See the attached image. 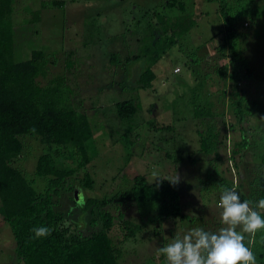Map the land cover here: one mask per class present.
<instances>
[{"label":"rangeland","instance_id":"1","mask_svg":"<svg viewBox=\"0 0 264 264\" xmlns=\"http://www.w3.org/2000/svg\"><path fill=\"white\" fill-rule=\"evenodd\" d=\"M168 2L14 0L13 5L16 27L36 16L39 19L30 26L37 35L23 39V53L43 49L47 77L38 79L40 85L45 86L57 75L64 76L72 90L70 104L87 116L92 129L91 161L84 169L92 180L91 190L76 185L74 192L61 198L60 210L71 212L78 230L89 234L98 230L99 221L91 226L89 216L81 215L78 208L87 197L108 196L114 199L109 209L113 216L141 223V229L131 238H125L122 222L110 231L118 264H167L159 248L192 228L216 232L222 227L217 207L222 189L234 188L240 199L247 194V200L253 202L259 189V162L264 157L262 19L250 16L244 4L234 12L240 6L237 0H178L185 7L183 11ZM225 3L235 32L245 37L238 41L234 62L227 48L220 49L225 27L219 9ZM245 3L252 5L249 10L254 13L264 9V0ZM186 26H190L187 32ZM170 37L174 45H165ZM155 54L159 59L154 64L151 58ZM148 65L156 78L150 88L143 89L138 78ZM222 66L227 68L225 77L217 72ZM232 66L241 73L235 89ZM240 98L246 112L242 128L249 130L245 137L249 146L236 168L230 159L233 145L242 141L234 117ZM124 101L138 106L132 121H121L117 116L116 104ZM194 101L211 103V122L220 124V132L226 136L219 161L198 153L197 132L202 130V123L193 115ZM127 140L134 143L130 150L125 148ZM23 142L24 154L15 165L33 178L36 158L47 148L31 137L23 138ZM53 157L63 165L73 162L67 152L54 153ZM154 172L159 178L153 181ZM176 173L180 177L179 196L173 216L159 221L155 208L134 202V176L142 175L148 184H156L172 179ZM82 175L80 172L78 179ZM37 186L41 188L40 181ZM244 235L249 247L252 236ZM14 249L10 227L0 216V264H23ZM257 264L264 262L257 260Z\"/></svg>","mask_w":264,"mask_h":264},{"label":"trees","instance_id":"2","mask_svg":"<svg viewBox=\"0 0 264 264\" xmlns=\"http://www.w3.org/2000/svg\"><path fill=\"white\" fill-rule=\"evenodd\" d=\"M237 1L240 6L234 12H238L244 4L250 16L262 19L261 37L264 41V9L254 13L249 10L252 5L249 6L245 0ZM13 5L14 0H0V216L10 227L15 256L23 264H118L110 231L116 223L122 222L127 232L125 238H131L141 229V223L123 220L121 215L113 216L109 209L112 208L114 199L108 196L87 197L78 208L81 215L89 216L91 226L97 224L96 219L99 221L98 230L89 234L78 230L77 224L70 218L71 212L60 210L61 198L74 192L76 185L83 190H91L92 180L84 169L91 161L89 151L92 129L87 116L70 104L72 90L66 84L64 76L57 75L45 86L40 85L38 79L47 77V61L43 49L37 47L25 55L23 53V39L33 37V33L37 35L34 27L30 26L37 24L39 19L36 16V19L31 18L16 27L12 21ZM168 5L177 6L182 11L185 9L178 0H169ZM229 10L226 3L219 9L225 27L220 49L224 51L227 48L230 60L234 62L239 53L238 41L244 36L235 32ZM189 27L186 26L183 30L187 32ZM174 43L173 37L164 42L168 46ZM149 48L156 50L152 46ZM151 59L155 64L159 55L155 54ZM217 72L225 77L226 66L220 67ZM239 73L232 66L233 89L241 75ZM155 78L148 65L140 74L138 85L143 89L150 88ZM242 101L240 98L234 110L236 126H239L242 133V141L233 145L230 159L236 168L241 164L244 151L249 146L245 138L249 130L242 128L246 113ZM194 102L193 115L202 123V130L197 132L198 153L209 156L212 161H219L226 136H222L220 124L214 125L211 122L214 115L211 103ZM116 110L121 121H132L138 106L132 101H124L116 104ZM233 126L230 129L233 130ZM25 137L34 138L47 148L46 152L36 158L33 178H28L15 165L24 154ZM124 144L127 150L134 145L128 140ZM60 149L62 151L57 152ZM64 152L73 156L71 165L55 161L54 153L59 155ZM189 158L193 162L192 157ZM259 169V189L255 202L264 199V157L260 158ZM80 172L83 175L78 179ZM38 181L41 188L37 186ZM132 182L131 196L136 204L155 208L159 221L173 216V206H177L179 196L177 184L173 185L165 180L148 184L142 175L134 176ZM246 196L247 194L242 196V202L247 200ZM69 200L74 204L73 196ZM257 211L264 218V210ZM40 226L48 227L50 235L43 239H32L31 229ZM249 248L258 261L264 262V230L252 236Z\"/></svg>","mask_w":264,"mask_h":264},{"label":"clouds","instance_id":"3","mask_svg":"<svg viewBox=\"0 0 264 264\" xmlns=\"http://www.w3.org/2000/svg\"><path fill=\"white\" fill-rule=\"evenodd\" d=\"M153 181L159 176L154 172ZM175 185L180 177L176 175L167 179ZM217 207L220 211L222 227L216 232L195 227L172 243L158 249L167 264H257L254 252L245 245V235L255 236L264 230V199L258 202L241 201L237 191L229 188L221 190ZM239 229V231L237 230ZM32 239H43L50 235L46 226L33 227Z\"/></svg>","mask_w":264,"mask_h":264},{"label":"crops","instance_id":"4","mask_svg":"<svg viewBox=\"0 0 264 264\" xmlns=\"http://www.w3.org/2000/svg\"><path fill=\"white\" fill-rule=\"evenodd\" d=\"M188 13V10L186 11ZM203 12H200V14H202Z\"/></svg>","mask_w":264,"mask_h":264}]
</instances>
